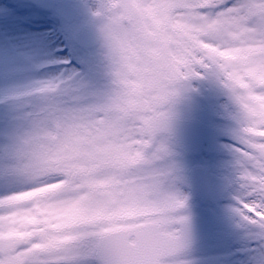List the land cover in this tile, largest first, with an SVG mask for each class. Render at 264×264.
I'll use <instances>...</instances> for the list:
<instances>
[{"label":"clouds","instance_id":"clouds-1","mask_svg":"<svg viewBox=\"0 0 264 264\" xmlns=\"http://www.w3.org/2000/svg\"><path fill=\"white\" fill-rule=\"evenodd\" d=\"M55 49L0 84V264H264V0H74ZM219 118L220 251L196 228L181 132Z\"/></svg>","mask_w":264,"mask_h":264},{"label":"rangeland","instance_id":"rangeland-1","mask_svg":"<svg viewBox=\"0 0 264 264\" xmlns=\"http://www.w3.org/2000/svg\"><path fill=\"white\" fill-rule=\"evenodd\" d=\"M3 12H5L4 8H3ZM49 17H51V16H49ZM51 23H52V21H51ZM57 27H62V26H57ZM0 28H1V30H4L3 31L4 35L6 34L9 40H13V43L18 45L21 49H24V45L27 44L28 41L23 38V31L24 30H21L22 29L21 27L19 29L18 26L15 25L12 21H8V24H6L5 22H0ZM11 29H19V30H11ZM33 42H34L33 39H31L29 41L30 44H32ZM37 51L38 52H45L44 47H37L35 45L33 47L32 46L30 47V53L37 52ZM203 249H204V247H203Z\"/></svg>","mask_w":264,"mask_h":264},{"label":"flooded vegetation","instance_id":"flooded-vegetation-1","mask_svg":"<svg viewBox=\"0 0 264 264\" xmlns=\"http://www.w3.org/2000/svg\"><path fill=\"white\" fill-rule=\"evenodd\" d=\"M206 105H208L209 108H211L212 105L214 106V100H213V98L211 96H205V97L198 98L195 102H193V104L190 107V110L191 111H197V112L200 111L201 114H202L203 111H204V106H206ZM188 115L195 116L196 113L189 112ZM215 128H217V119H216V122H215ZM187 156H189V155L182 151L183 160L186 159ZM202 210L204 212H206V208H202ZM195 213H196V211H195Z\"/></svg>","mask_w":264,"mask_h":264}]
</instances>
